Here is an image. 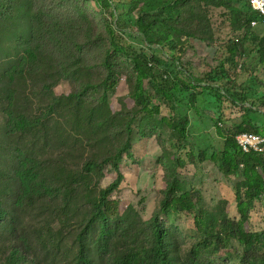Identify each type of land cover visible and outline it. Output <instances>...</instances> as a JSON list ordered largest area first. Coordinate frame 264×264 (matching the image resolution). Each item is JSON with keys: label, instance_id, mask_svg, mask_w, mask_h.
<instances>
[{"label": "rangeland", "instance_id": "obj_1", "mask_svg": "<svg viewBox=\"0 0 264 264\" xmlns=\"http://www.w3.org/2000/svg\"><path fill=\"white\" fill-rule=\"evenodd\" d=\"M233 5L248 9L247 0H234ZM37 11L45 20L48 15H58L64 21L74 22L75 30H92L102 36V42L96 47H86L81 60L74 55L66 56L63 59L67 66L66 75L54 71L53 60L47 56L44 75L28 79L25 90L28 99H25L23 110L41 114L53 102V97H61L52 109V120L34 141L6 135V121L0 106V140L3 141L0 147V188L6 192L16 188L15 181L3 173L4 167H11L13 163L10 145L34 147L44 161L46 178L59 176L60 182L66 186L65 193L77 189L70 197L67 223L69 226L78 225L81 231L91 217L85 215L87 199H98L100 190L117 179L119 170L124 179L120 188L109 196L118 203V214L106 224L98 222L91 228V239L105 232L103 239L106 242L92 247L93 258L99 264H109L129 247L149 248L153 241L154 220L164 239L172 244L171 254L176 260H183L202 239L194 216L165 204L170 182L181 187L178 197L200 193L205 209L214 216L220 218L226 214L239 220L236 193L242 195L244 190L241 187L244 168L239 166L229 175L224 174L221 154L218 153L227 151V131H234L239 126L250 128L253 124L259 130L256 133L264 136V104L256 101L258 94L264 93V65L256 66L255 53L247 60L238 58L234 80L246 92V103L232 105L215 91L217 83L210 74L219 69V74L213 75H221L222 63L228 59V43L241 40L245 34L232 30L231 17L225 8L216 1L186 3L182 6L176 29L172 30L173 43L158 45L149 43L136 27V13L130 10V0H113V7L103 12L96 0H15L12 9L15 21L0 23V75L5 67L4 51L14 52L17 36H27L34 29L31 18ZM263 35V28L254 29L250 42L255 43ZM110 40L125 47L129 54L142 52L159 57L164 62L160 69H167L168 73H176L179 67L204 79L203 87L197 90L196 108L192 110L182 104L178 107L181 118L189 116L191 119L187 140L183 141L180 129L170 126L165 119L170 114L168 109L152 112L136 107L139 75L128 57L115 53ZM108 48L115 53L116 70L105 100L100 101L104 93L102 81L106 76L103 54ZM87 82L95 87L83 97L78 96ZM143 86L148 92L147 80L143 81ZM206 87L209 90H205ZM177 119H172L173 123H177ZM248 119L251 125L247 124ZM129 121L131 132L125 129ZM126 141L131 144L129 152L133 158H127V153L121 152L117 170L108 158L116 156ZM201 151L207 152L208 160L192 163L193 155L197 157ZM178 159L186 161L187 165L178 167ZM91 160L103 163L100 179V174L86 176L83 173L85 164ZM257 171L264 179V166ZM50 210L49 206L29 209L20 217L24 223L19 229L26 228L21 232H24L32 251L40 255V264H50L55 256L49 247V227L54 222L48 213ZM247 217L244 223L247 231L257 233L264 229V198L259 202L252 201ZM57 228L64 229L61 225ZM75 235L76 231H67L66 247L56 251L57 257L62 255L66 264H74L76 248L72 244ZM3 238L8 236L4 233ZM46 246L49 249H45ZM240 253V245L231 240L228 250L212 247L204 251L202 258L210 264H240Z\"/></svg>", "mask_w": 264, "mask_h": 264}, {"label": "trees", "instance_id": "obj_2", "mask_svg": "<svg viewBox=\"0 0 264 264\" xmlns=\"http://www.w3.org/2000/svg\"><path fill=\"white\" fill-rule=\"evenodd\" d=\"M15 0H0V23L10 24L15 21L12 15ZM101 11L113 7V0H96ZM220 3L231 17V28L235 32L244 31V37L238 41H230L227 46L228 59L222 63L223 71L219 69L212 71L210 77L217 83L215 91L222 100L232 105L247 102L246 92L242 91L241 85L234 80L235 68L239 56L245 60L255 53L257 54V65H264V35L257 38L255 43L250 42V35L254 29L251 28L252 20L257 15L252 12L248 3V9L242 10L233 5L234 0H130V10L136 13L135 25L142 32L149 43L163 45L173 43L172 30L177 27L178 17L181 16L182 6L189 2ZM116 10V9H115ZM37 11L31 18L33 30L27 36L22 34L16 38L15 51H4L5 67L0 75V106L6 125L5 132L9 138L18 137L21 140H35L41 129L51 120L52 109L60 102L61 97L55 96L48 107L41 114L31 113L23 110L25 99L27 100L26 85L31 76L44 75L47 56L52 58L54 71L66 75V56L74 55L81 60L88 46L96 47L101 43V35L95 34L92 30H75L72 21H64L61 16L48 15L47 20ZM114 15V13L112 14ZM264 29V28H263ZM111 47L115 53H122L128 57L139 75V83L136 86V107L142 110L156 112L160 108L170 111L165 118L170 126H177L180 129V137L187 140L191 119L189 116L181 118L178 115L179 104L195 109L198 102L197 90L203 87L204 79L194 77L186 70L177 67L176 73H168L160 69L164 64L159 57L146 53L129 54L125 47L110 40ZM92 49V48H90ZM108 48L104 56L105 79L102 81L104 93L100 101H104L108 90L114 82L116 68L115 53ZM57 59V60H56ZM147 80L149 91L144 90L143 81ZM226 81L221 82V81ZM24 87V92L23 91ZM49 88V86L47 85ZM95 87L93 83L87 82L78 96L83 97L89 89ZM205 90L208 87L204 88ZM209 90V89H208ZM76 96V95H70ZM257 102L264 104V93L258 94ZM177 119L173 123L172 119ZM247 124H252L248 119ZM246 125V124H245ZM125 129L131 132V122H127ZM259 130L252 124L250 128L239 126L234 131H227L226 141L228 148L221 154L222 169L224 174L238 170L242 171L243 181L241 187L244 189L242 195L236 193L238 199V214L240 219H231L224 214L220 218L214 216L205 209L200 193H186L178 197L181 192L175 182H170L167 191L165 204L176 208L179 212H186L194 216L195 226L202 234V239L196 243L183 260H176L171 254L172 244L161 234L156 220L153 221V237L149 248L129 247L121 256L114 258L109 264H210L202 258L205 250L217 247L228 250L231 240L237 242L241 247L239 256L240 264H264V229L254 233L247 231L244 223L247 221V211L252 201H261L264 198V179L259 175L257 168L264 166V154L243 153L236 143L239 134L248 132L258 134ZM261 135V134H260ZM3 141L0 140V147ZM12 150L13 163L11 167H4L3 173L8 174L16 183L15 189L8 192L0 188V264H40L41 257L33 252L27 239L24 238L26 228L20 226L24 223L20 218L22 213L31 209L38 210L46 206L51 208L50 217L54 218L53 224L49 227V247L55 256L49 261L50 264H66L62 255L57 257L56 251H62L66 247L68 238L67 231H76L72 247L76 248L74 264H99L94 260L92 247L102 246L106 241L103 239L105 232H101L95 239L90 238L91 228L94 224L101 222L106 224L112 216L118 214V203L109 199V196L120 188L124 175L118 170V160L121 152H126L127 158H133L129 152L131 144L126 141L116 156L108 158L111 165L118 170L117 179L109 186L101 189L99 198L95 201L87 199L88 207L85 215H91L84 230H79L78 225L69 226L67 223L70 211V197L76 192V188L70 193H65L66 186L60 182L59 176L46 178L44 161L36 153L34 147L22 148L21 146L10 145ZM193 162L204 163L208 160L207 152L201 151L200 155H193ZM178 167H185L187 162L181 159L176 160ZM103 163L96 160L88 161L85 164L83 173L86 176L99 175L101 178ZM76 183L80 181L75 180ZM74 182V181H72ZM90 187V185H88ZM241 199L243 201H241ZM46 214V213H45ZM41 214V216H45ZM61 225L62 228H57ZM54 229V230H53ZM80 231V232H79ZM8 238H3V234ZM28 232H26V235ZM37 238L40 239L38 236ZM45 247V249H49Z\"/></svg>", "mask_w": 264, "mask_h": 264}, {"label": "built area", "instance_id": "obj_3", "mask_svg": "<svg viewBox=\"0 0 264 264\" xmlns=\"http://www.w3.org/2000/svg\"><path fill=\"white\" fill-rule=\"evenodd\" d=\"M249 6L257 15V19L251 22V28H264V0H250ZM236 143L243 153L264 154V136L260 134L241 133Z\"/></svg>", "mask_w": 264, "mask_h": 264}]
</instances>
